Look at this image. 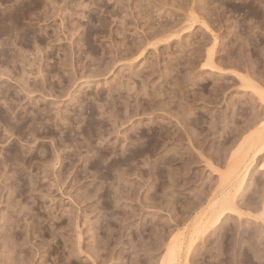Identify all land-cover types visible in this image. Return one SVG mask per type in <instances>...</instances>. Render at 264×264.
Instances as JSON below:
<instances>
[{
    "label": "rangeland",
    "instance_id": "obj_1",
    "mask_svg": "<svg viewBox=\"0 0 264 264\" xmlns=\"http://www.w3.org/2000/svg\"><path fill=\"white\" fill-rule=\"evenodd\" d=\"M22 3L0 264H264V0Z\"/></svg>",
    "mask_w": 264,
    "mask_h": 264
},
{
    "label": "bare ground",
    "instance_id": "obj_2",
    "mask_svg": "<svg viewBox=\"0 0 264 264\" xmlns=\"http://www.w3.org/2000/svg\"><path fill=\"white\" fill-rule=\"evenodd\" d=\"M17 1V0H16ZM20 1V0H19ZM46 1V0H45ZM51 1V0H50ZM138 1V0H137ZM79 2V1H78ZM119 2V1H118ZM141 2V1H140ZM148 2V1H147ZM217 2V1H216ZM225 2V1H224ZM152 3V2H151ZM203 3V2H202ZM49 4V3H48ZM71 4V3H70ZM100 4V3H99ZM106 4V3H105ZM117 4V3H116ZM119 4V3H118ZM161 4V3H160ZM200 5V4H199ZM221 5V4H220ZM12 6V5H11ZM25 5L22 3L21 5H20V7L18 8V10L16 11V12H11L10 14H6V15H4V22H6V23H10L11 25H6L5 23V25H2L1 26V28H0V35H1V33H5V34H7L8 35V37H10L11 39H12V36H13V38H15L14 37V35H16L17 36V34L18 33H21V30L19 29L20 28V26H19V24L20 23H22V22H24L25 20H26V18L27 17H29V15H30V11H29V9L26 7H24ZM94 6V5H93ZM16 7V6H15ZM31 7V6H30ZM43 7V6H42ZM103 7V6H102ZM116 7V6H115ZM143 7V6H142ZM148 7H150V6H148ZM220 7V6H219ZM118 8H119V6H118ZM203 8V7H202ZM120 9V8H119ZM150 9H152L151 7H150ZM150 9H148V11L150 10ZM93 10H94V8H93ZM114 10V9H113ZM39 11V10H38ZM146 11H147V7H146ZM155 11V10H154ZM4 12V11H3ZM40 12V11H39ZM45 12V11H44ZM47 12V11H46ZM74 12V11H73ZM91 12H94V11H91ZM90 12V13H91ZM107 12V11H106ZM144 12H145V9H144ZM150 12V11H149ZM41 13V12H40ZM84 13V12H83ZM117 13V12H116ZM142 13V12H141ZM95 14V13H94ZM146 14H148V12H146ZM99 15V14H98ZM112 15V14H111ZM149 15V14H148ZM31 17V16H30ZM112 17V16H111ZM263 18V17H262ZM37 19V18H36ZM90 19H91V16H90ZM263 20V19H262ZM91 21V20H90ZM99 22V21H98ZM94 23V22H93ZM30 24V23H29ZM23 25V24H22ZM31 25V24H30ZM24 26V25H23ZM22 26V27H23ZM28 26V25H27ZM21 27V28H22ZM30 27V26H29ZM99 28V27H98ZM25 29V28H24ZM26 29H28V28H26ZM248 29H250V28H248ZM27 31V30H26ZM98 31V30H97ZM24 33H25V31H24ZM101 33V32H100ZM92 34V33H91ZM4 35V34H3ZM21 35V34H20ZM24 35L25 34H22V36L24 37ZM88 35V34H87ZM90 35V34H89ZM7 37V36H6ZM21 37V36H20ZM90 37V36H89ZM248 37V36H247ZM22 38V37H21ZM35 38V37H34ZM33 38V39H34ZM253 38V37H252ZM8 39V38H7ZM86 39V38H85ZM30 40V39H29ZM8 41H9V39H8ZM7 41V42H8ZM6 42V43H7ZM24 42V41H23ZM96 42V41H95ZM94 43V42H93ZM11 45V44H10ZM85 47V46H84ZM82 48V47H81ZM70 49V48H69ZM10 50V49H9ZM101 51V50H100ZM4 52H5V50H4ZM102 52V51H101ZM103 54V53H102ZM98 56V55H97ZM16 57V56H15ZM14 57V58H15ZM14 60V59H13ZM97 61H99V60H97ZM96 61V62H97ZM97 64H99V63H97ZM100 66V65H99ZM173 67V66H172ZM172 67H171V69H172ZM175 67V66H174ZM176 70V69H175ZM173 79V78H172ZM182 81V80H181ZM141 83V82H140ZM173 83V82H172ZM185 83V82H184ZM146 84V83H145ZM178 87V86H177ZM134 88V87H133ZM138 91V90H137ZM147 92V91H146ZM174 92V94H175V92H176V90L175 91H173ZM148 94V93H147ZM185 97V96H184ZM171 98H172V96H171ZM112 104V103H111ZM115 105V104H114ZM184 112V111H183ZM185 119V118H184ZM198 119V118H197ZM186 120V119H185ZM196 121V120H195ZM186 122V121H185ZM189 122V121H188ZM201 123V122H200ZM102 125V124H101ZM200 125V124H199ZM138 129V128H137ZM142 138V137H141ZM123 157V156H122ZM11 159V158H10ZM110 161V160H109ZM117 165V164H116ZM118 167V166H117ZM114 170V169H113ZM160 174V173H159ZM171 187H172V185H171ZM172 189H173V187H172ZM170 191V190H169ZM173 191V190H172ZM167 192V191H166ZM163 195V194H162ZM173 197V196H172ZM171 198V197H170ZM172 199V198H171ZM226 216L224 215L223 217H221V219H220V222H222L223 221V219L225 218ZM220 218V217H219ZM15 260V258L13 259V261ZM17 260V259H16ZM17 262V261H16ZM19 263V262H18ZM17 263V264H18ZM16 264V263H15Z\"/></svg>",
    "mask_w": 264,
    "mask_h": 264
},
{
    "label": "flooded vegetation",
    "instance_id": "obj_3",
    "mask_svg": "<svg viewBox=\"0 0 264 264\" xmlns=\"http://www.w3.org/2000/svg\"><path fill=\"white\" fill-rule=\"evenodd\" d=\"M25 8H26V7H25ZM27 8H28V7H27ZM28 9H29V8H28ZM11 12H12V11H11ZM11 12H10V13H11ZM10 13H8V14H10ZM32 13H34L33 10H31V15H32ZM22 23H23V22H22ZM22 23H20L19 26H20ZM5 24H6V25H11L10 23H6V22H5Z\"/></svg>",
    "mask_w": 264,
    "mask_h": 264
}]
</instances>
